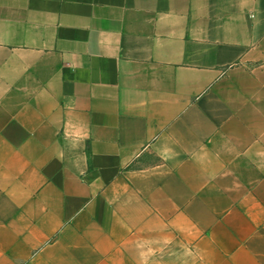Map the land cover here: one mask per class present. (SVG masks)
<instances>
[{"label":"crops","instance_id":"obj_1","mask_svg":"<svg viewBox=\"0 0 264 264\" xmlns=\"http://www.w3.org/2000/svg\"><path fill=\"white\" fill-rule=\"evenodd\" d=\"M0 264H264V0H0Z\"/></svg>","mask_w":264,"mask_h":264}]
</instances>
